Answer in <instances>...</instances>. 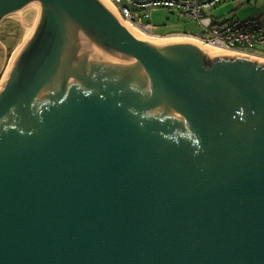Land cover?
I'll return each mask as SVG.
<instances>
[{
	"label": "water",
	"instance_id": "water-1",
	"mask_svg": "<svg viewBox=\"0 0 264 264\" xmlns=\"http://www.w3.org/2000/svg\"><path fill=\"white\" fill-rule=\"evenodd\" d=\"M31 2L0 264H264V60L142 39L101 0H0V23Z\"/></svg>",
	"mask_w": 264,
	"mask_h": 264
},
{
	"label": "built area",
	"instance_id": "built-area-1",
	"mask_svg": "<svg viewBox=\"0 0 264 264\" xmlns=\"http://www.w3.org/2000/svg\"><path fill=\"white\" fill-rule=\"evenodd\" d=\"M119 16L157 33L152 21L153 13L160 7L169 14L185 16L200 23L205 36L191 32L179 34L194 36L211 42L221 50L264 59V26L259 17L234 18L220 22L214 7L227 0H111Z\"/></svg>",
	"mask_w": 264,
	"mask_h": 264
},
{
	"label": "rangeland",
	"instance_id": "rangeland-1",
	"mask_svg": "<svg viewBox=\"0 0 264 264\" xmlns=\"http://www.w3.org/2000/svg\"><path fill=\"white\" fill-rule=\"evenodd\" d=\"M238 2H241V4L237 5L236 3ZM263 5L264 0H227L215 6L214 13L216 17L219 18L220 22L232 20L234 18L244 19L250 17H259L262 20L264 16L262 13L264 8ZM33 11L34 7L32 8V6H30L22 12L19 11L20 13L17 12L6 16L0 23V33L6 34V36L3 37L6 46L9 47V53L5 55L3 63L7 58L13 55L15 49L25 38L33 17ZM152 21L157 25L156 32L158 33H155V35L160 37H167L182 32H191L195 35L205 36V31L199 22L188 19L185 16L169 14L167 9L163 7L158 8L153 13ZM1 37L2 36H0V43L5 46L3 37ZM0 73L2 74L3 72Z\"/></svg>",
	"mask_w": 264,
	"mask_h": 264
},
{
	"label": "bare ground",
	"instance_id": "bare-ground-1",
	"mask_svg": "<svg viewBox=\"0 0 264 264\" xmlns=\"http://www.w3.org/2000/svg\"><path fill=\"white\" fill-rule=\"evenodd\" d=\"M104 4H106L112 11L114 14H116V16L137 36L140 37L142 39L148 40V41H153V42H161V43H169V42H177V41H188V42H193L198 44L199 46L209 50V51H221L220 48L216 47L214 44H212L209 41L194 37V36H188V35H182V34H174V35H170L167 37L164 36H158L155 34H150L148 31H146L144 28L140 27L139 25L128 21V20H124L119 16V13L117 11V9L115 8L113 2L111 0H101ZM32 6V8L34 7V4L31 2L29 3L26 7H24L22 10H19L20 12H22L24 9L28 8ZM18 11V12H19ZM19 12V13H20ZM27 34V33H26ZM19 47V45H18ZM18 47L15 49L13 55H11L9 58H7L4 63L1 66L0 72H3L2 74L0 73V77L2 75V77L0 78V87L4 81V79L6 78L11 65L15 59L16 53H17V49ZM260 59V58H259ZM261 60H264L263 58Z\"/></svg>",
	"mask_w": 264,
	"mask_h": 264
},
{
	"label": "flooded vegetation",
	"instance_id": "flooded-vegetation-1",
	"mask_svg": "<svg viewBox=\"0 0 264 264\" xmlns=\"http://www.w3.org/2000/svg\"><path fill=\"white\" fill-rule=\"evenodd\" d=\"M0 36L3 37V36H6V34L0 33ZM2 37H1V38H2ZM0 41H1V40H0ZM3 41H4L3 43H5L4 45L6 46V42H5V40H4V37H3ZM1 45H2V44H1ZM5 46L2 45V47H0V61H1V59L3 58L4 55H8V53H9V51H8V50H9V47H8V46L5 47ZM4 51H5V52H4Z\"/></svg>",
	"mask_w": 264,
	"mask_h": 264
},
{
	"label": "crops",
	"instance_id": "crops-1",
	"mask_svg": "<svg viewBox=\"0 0 264 264\" xmlns=\"http://www.w3.org/2000/svg\"><path fill=\"white\" fill-rule=\"evenodd\" d=\"M236 4L239 5V4H241V2H238V3H236ZM263 7H264V5H263ZM262 11H263L262 13L264 14V8H263ZM258 15H260V14H258ZM262 21H263V22H262ZM261 22H262V24H263V26H264V16H263Z\"/></svg>",
	"mask_w": 264,
	"mask_h": 264
},
{
	"label": "trees",
	"instance_id": "trees-1",
	"mask_svg": "<svg viewBox=\"0 0 264 264\" xmlns=\"http://www.w3.org/2000/svg\"><path fill=\"white\" fill-rule=\"evenodd\" d=\"M158 33V32H157ZM161 34H163V33H161Z\"/></svg>",
	"mask_w": 264,
	"mask_h": 264
}]
</instances>
